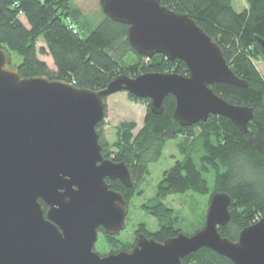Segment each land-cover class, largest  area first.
<instances>
[{"label": "water", "instance_id": "obj_1", "mask_svg": "<svg viewBox=\"0 0 264 264\" xmlns=\"http://www.w3.org/2000/svg\"><path fill=\"white\" fill-rule=\"evenodd\" d=\"M99 5L107 18L127 25L136 53L181 60L188 72L118 74L98 89L79 88L44 75L21 76L0 46V264H181L201 247L234 264H264V214L235 241L219 233L230 219L225 192L211 195L204 226L193 234L179 231L157 241L140 232L130 251L94 250L99 229L118 234L128 211V202L106 179L132 184L126 164L101 153L96 124L105 118L108 95L124 91L149 99L150 111L160 114L171 94L181 126L214 114L246 132L253 117L252 107L232 104L211 89L215 83L247 87V82L193 18L160 0H99ZM256 41L264 54V39Z\"/></svg>", "mask_w": 264, "mask_h": 264}, {"label": "trees", "instance_id": "obj_2", "mask_svg": "<svg viewBox=\"0 0 264 264\" xmlns=\"http://www.w3.org/2000/svg\"><path fill=\"white\" fill-rule=\"evenodd\" d=\"M72 1L0 0V46L10 56L12 53L19 56L17 63H13L12 58L11 63L21 76L44 75L68 81L75 87L98 89L118 74L130 77L144 72L187 74L181 60L169 61L161 54L146 58L136 53L126 38L127 25L107 18L100 7L99 18L88 23ZM246 1L248 8L236 11L230 0H160L175 12L193 18L220 46L233 72L247 82V87L225 83L210 85L226 101L253 108L246 132L240 131L228 118L214 114L206 121L181 126L173 117L175 98L171 94L164 97L162 112L153 114L149 99L126 93L132 101L147 102L145 116L135 134L132 123L120 125L111 147L101 140L99 127L103 122L96 124L102 155L114 162H124L130 172L132 184L129 187L117 179H106L127 202L148 173L150 163L160 158L166 142L179 135L184 141L191 139L194 129H198L202 168L185 142H179L182 158L163 171L155 195L150 203L143 205L144 211L155 217L159 226L151 233L144 227L140 230L157 241L179 232L171 209L163 204L168 195L187 191L211 195L227 193L231 198L230 219L218 230L232 241L237 240L241 229L264 214V74L255 66L259 59L264 64V54L256 41V37L264 39V0ZM129 53L135 58L131 62L127 61ZM206 167L214 172L211 186L203 175ZM39 202L46 208L44 202L40 199ZM99 231L111 247L117 246L113 235L106 234L102 228ZM181 264L234 263L210 248L201 247L185 256Z\"/></svg>", "mask_w": 264, "mask_h": 264}, {"label": "rangeland", "instance_id": "obj_3", "mask_svg": "<svg viewBox=\"0 0 264 264\" xmlns=\"http://www.w3.org/2000/svg\"><path fill=\"white\" fill-rule=\"evenodd\" d=\"M230 2L236 11H242L249 6L246 0H230ZM72 4L79 8L81 14H84L90 24L95 22L100 16L99 0H73ZM39 44L41 43L39 42L38 45ZM41 57L43 59L46 58L44 56ZM11 58L13 63H17L20 59L15 53L11 54ZM134 59L133 53L127 55L128 62ZM47 60L50 63L48 57ZM255 66L261 74H264V64L262 60L259 59L256 61ZM105 100V118L102 120L103 123L99 127V131L103 143L105 142L111 147V144L116 140L117 129L123 123L133 124V134L138 131L143 123L147 102L132 101L127 97L124 91L112 93L108 95ZM197 133L198 129L195 128L194 136L191 139L184 141V138L179 135L166 142L160 158L156 162L150 163L148 173L139 183L137 191L128 202V211L125 217L124 228L118 234L113 235L117 246L111 247L99 231L97 240L94 244V250L96 252L101 255H106L112 252H119L123 249L131 250L137 233H144L140 230V227H144L149 233L158 228V220L145 212L143 205L150 203L151 198L155 195L163 171L170 168L176 160L182 158L177 146L179 142H185L187 149L192 154L197 165L202 168L199 163L202 147ZM110 150L112 151L113 149ZM203 175L207 179L209 186H211L214 179L212 168L206 167V170L203 171ZM210 196L211 193L198 194L193 191H187L185 193H177L164 197L163 204L171 209L173 216L176 218L175 227L179 231L190 235L204 226Z\"/></svg>", "mask_w": 264, "mask_h": 264}, {"label": "flooded vegetation", "instance_id": "obj_4", "mask_svg": "<svg viewBox=\"0 0 264 264\" xmlns=\"http://www.w3.org/2000/svg\"><path fill=\"white\" fill-rule=\"evenodd\" d=\"M138 233H139V232H138ZM138 233H137V234H138ZM144 234H145V233H144Z\"/></svg>", "mask_w": 264, "mask_h": 264}]
</instances>
